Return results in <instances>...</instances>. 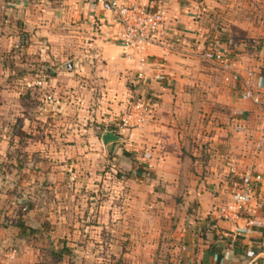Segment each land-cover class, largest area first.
Listing matches in <instances>:
<instances>
[{"label": "crops", "instance_id": "crops-1", "mask_svg": "<svg viewBox=\"0 0 264 264\" xmlns=\"http://www.w3.org/2000/svg\"><path fill=\"white\" fill-rule=\"evenodd\" d=\"M118 1L166 12L146 52L142 79L137 58L125 56L114 41L110 14L98 0L6 3L28 41L39 40L35 47L47 71L40 79L41 112L29 118L17 110L23 124L12 132L11 143L0 139V159L10 145L18 150L11 156L13 174L26 170L27 177L55 184L52 191H40L50 197L41 208L24 205L33 201L26 195L22 211L79 212L75 226L89 229L73 235L80 242L97 240L100 228H125L130 252L123 254V264H264V105L243 98L241 89V77L250 70L264 96L263 48H232L215 40L200 0ZM34 49L31 43L26 51ZM203 50L226 52L232 69L203 61L198 56ZM26 65L16 60V83L28 85L32 75L21 72ZM33 93L29 99H35ZM139 96L151 102L148 120L138 129L121 128L128 101ZM107 133L116 139L106 141ZM115 160L141 184L138 194L127 195L139 202H124L120 216L109 190L99 187L100 167ZM30 161L44 164L42 170H27ZM256 175L261 179L252 181L241 220H222L216 209ZM61 261L65 264V255Z\"/></svg>", "mask_w": 264, "mask_h": 264}, {"label": "rangeland", "instance_id": "rangeland-1", "mask_svg": "<svg viewBox=\"0 0 264 264\" xmlns=\"http://www.w3.org/2000/svg\"><path fill=\"white\" fill-rule=\"evenodd\" d=\"M9 1L0 0V139L11 143L12 132L19 129L24 120V117L16 115L17 110L29 118L36 117V113L41 112L38 109L41 100L38 98L43 90L40 86L33 85V82L45 77L47 71L40 61L43 52L35 47L39 40L28 41L22 28L15 26L17 20L11 11L6 10V3ZM199 5L201 11L203 6L206 8L203 11V22L214 33L215 40L230 43L232 48L236 44H243L264 50V0H206V3L200 0ZM31 43L35 51H26ZM16 60L27 64L22 67L21 72L32 75L28 80L30 86L25 81L20 84L13 79V74L17 73ZM30 91L38 95L34 100L29 99ZM23 134L26 137L30 133L24 131ZM5 150L7 149L2 152H6V159H0V264H58L63 255L66 256L65 264H123V254L130 252V241L125 240L128 234L122 232L125 228H100L97 240L92 238L89 242L88 237H83L84 241L80 242V239L74 237L78 236L79 231L82 235L88 234L89 229L79 224L75 226L81 220L78 219L77 222L79 212L41 209L27 214V210L22 211L21 200L26 195L33 201L27 204L25 202L24 205L33 209L38 203L41 208L43 199L46 202L50 199L48 196L43 197L41 192L52 191L55 184L53 180L39 178V175L27 177L25 169V173L19 174V177L17 173L13 174L11 167H15L11 156H15L18 150L11 145L10 149ZM114 163L113 166L107 167L104 164L100 167V190H109L111 195L108 200L120 208L127 200L139 202L138 196L127 198V195L129 191L138 194L137 191L141 188L140 179H131V172L124 169L120 161L115 160ZM35 166L42 170L44 164L25 162L27 170L32 171ZM106 171L110 173L108 176L104 174ZM70 182L69 180L66 184ZM115 213L117 216L122 215V208ZM87 215L88 212L83 213V218H87ZM65 234H71L72 237L66 240ZM63 248L67 251L57 258L55 254L60 253Z\"/></svg>", "mask_w": 264, "mask_h": 264}, {"label": "built area", "instance_id": "built-area-1", "mask_svg": "<svg viewBox=\"0 0 264 264\" xmlns=\"http://www.w3.org/2000/svg\"><path fill=\"white\" fill-rule=\"evenodd\" d=\"M104 11L110 14V23L115 27L114 41L125 50L128 58H137L140 65L138 79L144 76L146 52L155 44L158 32L164 27L166 12L163 8L151 10L141 4H130L118 0H98ZM198 56L205 62L215 64L218 68L230 71L233 60L226 52L200 51ZM237 76V74H235ZM254 72L247 70L241 77L243 98L251 100L256 105H264L263 94L255 89L253 84ZM239 79V77H238ZM33 85L43 87L41 80ZM30 86V84H28ZM151 112V102L146 98L134 97L128 101L126 110L119 119L123 129H138L144 126ZM264 151V142L261 144ZM260 175L245 180L242 186L233 192L232 198L216 209L219 217L228 222L241 220L244 210L252 197V181H259Z\"/></svg>", "mask_w": 264, "mask_h": 264}, {"label": "water", "instance_id": "water-1", "mask_svg": "<svg viewBox=\"0 0 264 264\" xmlns=\"http://www.w3.org/2000/svg\"><path fill=\"white\" fill-rule=\"evenodd\" d=\"M116 136H114L112 133H107L106 135V141H112L115 140Z\"/></svg>", "mask_w": 264, "mask_h": 264}, {"label": "trees", "instance_id": "trees-1", "mask_svg": "<svg viewBox=\"0 0 264 264\" xmlns=\"http://www.w3.org/2000/svg\"><path fill=\"white\" fill-rule=\"evenodd\" d=\"M141 171V170H140ZM140 171H138V173L136 172V174L140 175L139 173H141ZM67 251L66 248H63L62 251L60 253H56V257L60 258L62 256V254Z\"/></svg>", "mask_w": 264, "mask_h": 264}]
</instances>
